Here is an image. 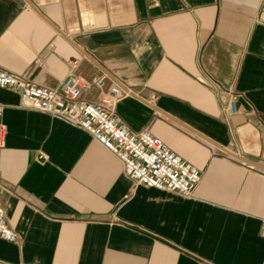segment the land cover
Instances as JSON below:
<instances>
[{
	"label": "crops",
	"instance_id": "crops-1",
	"mask_svg": "<svg viewBox=\"0 0 264 264\" xmlns=\"http://www.w3.org/2000/svg\"><path fill=\"white\" fill-rule=\"evenodd\" d=\"M158 1L0 0V67L45 87L76 74L94 103L131 88L114 117L202 174L190 197L138 184L90 132L0 86L16 233L0 264H264V0Z\"/></svg>",
	"mask_w": 264,
	"mask_h": 264
},
{
	"label": "built area",
	"instance_id": "built-area-1",
	"mask_svg": "<svg viewBox=\"0 0 264 264\" xmlns=\"http://www.w3.org/2000/svg\"><path fill=\"white\" fill-rule=\"evenodd\" d=\"M152 1L155 5L159 4L158 0ZM95 83L104 87L105 76L96 78ZM0 86L17 90L21 106L45 111L90 132L124 162L128 174L138 184L190 197L202 179V174L176 155L161 137L146 129L133 131L114 117L117 104L133 94L129 87L111 85L108 91L101 94V101L94 103L81 97L86 84L76 74H69L54 87H45L26 75L2 67ZM237 96L233 93L227 106L232 113L238 111ZM152 97L155 98V95ZM5 132L6 125L0 120V146ZM262 232L264 234V221ZM0 235L16 236L5 219L1 203Z\"/></svg>",
	"mask_w": 264,
	"mask_h": 264
}]
</instances>
